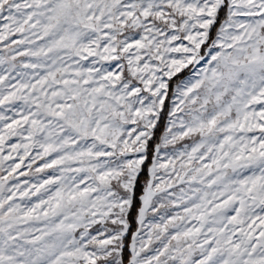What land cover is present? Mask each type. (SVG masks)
Listing matches in <instances>:
<instances>
[{
	"label": "snow or ice",
	"instance_id": "1",
	"mask_svg": "<svg viewBox=\"0 0 264 264\" xmlns=\"http://www.w3.org/2000/svg\"><path fill=\"white\" fill-rule=\"evenodd\" d=\"M0 264H264V0H0Z\"/></svg>",
	"mask_w": 264,
	"mask_h": 264
}]
</instances>
